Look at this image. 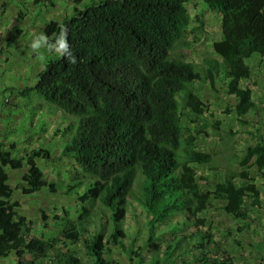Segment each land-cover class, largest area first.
Instances as JSON below:
<instances>
[{
  "label": "trees",
  "instance_id": "16d2710c",
  "mask_svg": "<svg viewBox=\"0 0 264 264\" xmlns=\"http://www.w3.org/2000/svg\"><path fill=\"white\" fill-rule=\"evenodd\" d=\"M62 21L45 28L51 38L69 28V39L76 64L59 55L51 57L37 74L33 86L20 93L40 95L69 118L60 130L64 136L63 153L72 157L82 171L95 177L84 190L83 180L61 185L46 177L35 147L26 157L13 154L16 143L0 141V258L15 253L18 264H36L24 260L26 254L45 255L49 264H82L76 251L64 245L84 242L93 264H119L105 255L110 243L125 236L120 225L128 214L129 197L137 173L144 178L141 202L146 211L161 221L183 211L193 226L206 224L205 211L212 198L225 201L224 210L236 219H247L246 197L260 202V190L251 177L249 166L264 174V144L249 146L239 160L240 171L231 172L210 190L198 183L195 165L211 163L212 155L196 148V137L184 136L179 95L196 116L209 105L195 85L202 72L195 63L172 55L190 24L187 3L191 0H90ZM222 14V38L214 42L222 58L228 93L237 99L235 110L242 116L255 106L253 90L242 85L252 75L248 59L257 55L264 60V0H202ZM76 4L84 0H74ZM20 15V13H19ZM211 63L203 76L215 87ZM24 184L17 185L26 195L50 188L74 194L79 204L78 219L87 220L91 199L100 198L111 211L115 231L107 238L101 231L88 237L76 219L68 217L60 236L32 235L27 222L13 201L14 188L8 169H22ZM243 182L237 183L236 177ZM43 217L47 218L42 211ZM55 218H59L55 215ZM214 235L205 233L200 246L202 257L195 264H228V260L209 259L204 249L214 243ZM154 250L159 245L149 237ZM63 242L62 246H58ZM133 257H131V260ZM229 264H235L230 261Z\"/></svg>",
  "mask_w": 264,
  "mask_h": 264
},
{
  "label": "rangeland",
  "instance_id": "374dc122",
  "mask_svg": "<svg viewBox=\"0 0 264 264\" xmlns=\"http://www.w3.org/2000/svg\"><path fill=\"white\" fill-rule=\"evenodd\" d=\"M90 2L0 0V141L9 150L10 144L15 142L13 154L17 157H26L38 147L42 155L37 161L46 177L61 185L83 180V185L78 187L80 190L87 188L95 177L83 172L72 157L63 153L65 140L60 130L69 118L37 93L25 97L20 90L35 85L37 74L45 64L36 59L30 48L34 37L46 33L47 25L62 21L76 6L83 7ZM187 9L190 24L175 44L172 55L195 63L203 76L212 62L219 67L215 70V87L212 88L203 76L195 80L197 89L209 105L205 113L196 116L187 107L185 95H179L184 136L194 134L196 148L212 155L211 163L195 165L198 183L203 190H210L231 172L242 169L239 160L249 146L264 144V60L257 55L248 59L252 75L243 80L242 85L253 90L256 106L239 116L235 110L237 99L228 93L222 58L213 45L222 38V14L202 0H191ZM57 55L53 53L48 59ZM248 169L260 190L259 203L246 197L248 218L232 217L224 210V200L212 198L208 208L200 213L206 219V224L200 228L193 226L183 211L174 213L164 222L149 214L141 202L145 178L139 171L131 188L127 217L119 227L125 236L118 237V244L110 243L105 256L119 264H195L202 257L200 243L203 236L211 232L214 243L204 249L209 259L228 260L230 257L228 264L230 261L264 264V174L252 165ZM27 170L28 165L22 169H8V173L14 188L13 201L26 221L32 222V235L60 236L68 222L65 210L78 221L83 237L101 231L110 238L116 232L111 211L100 198L87 203L90 214L83 221L78 219L79 204L74 194L50 188L24 194L17 185L25 183L23 174ZM235 180L243 182L239 176ZM42 211L47 218L43 217ZM149 237L159 248L151 250ZM62 245L63 242L58 244ZM67 248L77 252L82 264H93L83 241L74 246H63L64 251ZM19 259L13 252L0 258V264H18ZM28 259L35 260L36 264H49L45 255L27 253L24 260Z\"/></svg>",
  "mask_w": 264,
  "mask_h": 264
},
{
  "label": "clouds",
  "instance_id": "9594fccd",
  "mask_svg": "<svg viewBox=\"0 0 264 264\" xmlns=\"http://www.w3.org/2000/svg\"><path fill=\"white\" fill-rule=\"evenodd\" d=\"M59 28V33L53 34L51 38L44 32L36 35L30 43V48L41 63H46L48 56L55 53L66 59L69 64H76L77 56L72 50L69 28L64 24H60Z\"/></svg>",
  "mask_w": 264,
  "mask_h": 264
}]
</instances>
